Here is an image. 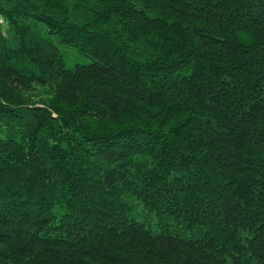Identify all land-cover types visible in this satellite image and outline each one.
Returning a JSON list of instances; mask_svg holds the SVG:
<instances>
[{
  "label": "trees",
  "instance_id": "trees-1",
  "mask_svg": "<svg viewBox=\"0 0 264 264\" xmlns=\"http://www.w3.org/2000/svg\"><path fill=\"white\" fill-rule=\"evenodd\" d=\"M0 264H264V0H0Z\"/></svg>",
  "mask_w": 264,
  "mask_h": 264
}]
</instances>
